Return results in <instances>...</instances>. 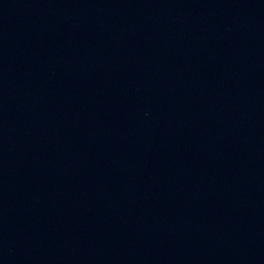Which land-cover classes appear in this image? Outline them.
Listing matches in <instances>:
<instances>
[{
	"label": "water",
	"instance_id": "obj_1",
	"mask_svg": "<svg viewBox=\"0 0 264 264\" xmlns=\"http://www.w3.org/2000/svg\"><path fill=\"white\" fill-rule=\"evenodd\" d=\"M0 264H140L72 134L24 0H0Z\"/></svg>",
	"mask_w": 264,
	"mask_h": 264
}]
</instances>
